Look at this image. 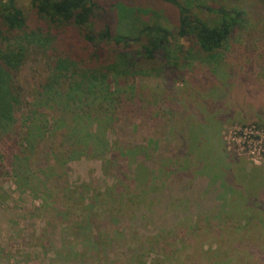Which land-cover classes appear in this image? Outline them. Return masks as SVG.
<instances>
[{"label": "rangeland", "instance_id": "374dc122", "mask_svg": "<svg viewBox=\"0 0 264 264\" xmlns=\"http://www.w3.org/2000/svg\"><path fill=\"white\" fill-rule=\"evenodd\" d=\"M189 1L191 13L208 26L221 22L217 10L240 14L210 62L194 58L193 46L174 36L177 13L171 5L160 0H98L115 27L119 10H126L129 19H155L169 33V56L178 55L175 46L190 52L177 67L128 78L125 85L132 88L126 87L114 125L106 130L107 139L115 140L113 133L119 147L148 148L150 174L147 185L139 186L138 200L119 204L101 199V209L87 211L85 223L81 206H72L74 194L64 207L59 186L65 181L71 187L85 183L102 191L112 180L102 173L97 159L59 156L56 162L48 152L54 146L46 142L38 166L43 174L31 168L21 180L13 174L0 176V264H161V260L162 264H212L217 257L211 249L207 252L208 245L221 247L217 254L225 251L230 264L248 260L245 238L230 237L231 230L245 227L243 222L215 218L219 185L227 184L217 173L228 166L242 176L252 167L264 170V0ZM12 5L25 14L30 11V0H12ZM47 74L46 61L29 47L26 61L13 77L21 98L14 112L15 129L9 138H0V165L9 170L31 122L32 90ZM44 114L48 121L57 118L55 111ZM194 135L199 137L197 149L207 151L199 159L189 146ZM196 160L201 165L196 166ZM46 165L54 171L46 170ZM193 166L197 169L191 174ZM174 169L176 175L171 173ZM83 197L88 201L87 194ZM83 228L107 236L84 249L78 244L85 236ZM175 228V240L184 246L173 244ZM246 230L258 234L254 222ZM158 233L157 243L147 252L146 243ZM254 243L248 246L249 261L264 264V253ZM141 247H146L143 256ZM159 249L165 254L156 256Z\"/></svg>", "mask_w": 264, "mask_h": 264}, {"label": "trees", "instance_id": "16d2710c", "mask_svg": "<svg viewBox=\"0 0 264 264\" xmlns=\"http://www.w3.org/2000/svg\"><path fill=\"white\" fill-rule=\"evenodd\" d=\"M160 1L176 10L174 36L193 46L194 58L207 62L217 56L240 15L234 13L231 16L230 11L217 10L221 22L208 26L191 13L193 4L189 0ZM109 16L98 0H30L28 14L14 8L12 0H0V138H9V134L15 129L14 112L20 105L21 98L13 77L26 61L29 47H35L36 53L48 66L46 78L32 90L31 122L21 137L24 145L14 156L11 164L14 167L9 170L0 165V176L13 174L14 179L21 180L31 168H36L38 173L43 174L38 166L43 154L40 149L46 148V142L54 146L48 152L56 162L59 156L65 157V160H99L102 173L109 174L112 180L102 191L91 190L85 183L71 187L65 181L64 186H59L64 207L71 204L69 200L75 195L72 206H81L83 221L89 216L87 211L101 209V199L117 200L119 204L123 200H138L139 186L148 183V148L119 147L113 133V141H109L106 135V130L114 125L117 109L124 103L122 97L126 94V87L132 88L125 85V81L154 71H163L170 66L177 67L190 56V52L183 51L181 46L174 47L178 55L167 54L170 46L169 33L155 19H129L126 10H119L115 27ZM46 110L55 111L57 118L46 120ZM59 131L60 136L57 135ZM198 132L200 135L204 134L203 131ZM190 140L189 146L194 149L190 150L197 154L198 159L202 154H207V151L201 148L198 150L195 146L199 140L197 135ZM196 163V166L201 165L198 160ZM196 166L189 171L191 174L197 169ZM231 167L217 173L218 176L223 174L227 184L219 185V205L215 218L222 216L227 220L236 219L237 224L243 222L245 227L237 231L231 230L230 237L233 236L234 241L245 238L248 242V260L245 264H259V261H249L248 246L257 242L256 246L264 253V214L261 210L264 208V170L252 167L242 176ZM211 168L209 166V170ZM46 170L54 171L51 165H46ZM171 173L176 175L178 172L174 169ZM55 176L60 177L57 173ZM53 182L54 180L52 184ZM130 188L132 191L135 189L136 193L130 192ZM85 194L88 201L83 197ZM246 216L249 218L246 219ZM86 221L87 219L85 223ZM253 222L254 229L258 232L256 236L254 232L246 230ZM73 223L79 227L78 222ZM174 231L173 244L184 246L182 241L175 240L177 228ZM90 232L89 229L85 230V236L80 238L78 244L81 248L89 249V246L102 243V238L107 236L105 233L103 236L99 232ZM218 232L219 237L223 238V232ZM160 233L146 243L147 252L154 242L157 243ZM193 233L192 229L189 235ZM145 249H139L142 256ZM206 249L207 252L210 249L212 253L215 252L213 256L217 259L212 264H230L225 251L221 255L217 254L221 247L214 245L211 248L208 245ZM201 252L205 254V250ZM154 254L163 255L165 251L159 249Z\"/></svg>", "mask_w": 264, "mask_h": 264}, {"label": "built area", "instance_id": "2783aa9c", "mask_svg": "<svg viewBox=\"0 0 264 264\" xmlns=\"http://www.w3.org/2000/svg\"><path fill=\"white\" fill-rule=\"evenodd\" d=\"M249 132H251V131H249ZM243 134V133H242Z\"/></svg>", "mask_w": 264, "mask_h": 264}]
</instances>
